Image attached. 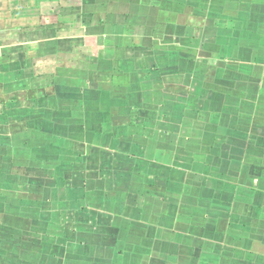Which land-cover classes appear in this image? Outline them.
Here are the masks:
<instances>
[{
    "label": "crops",
    "instance_id": "0c3cea01",
    "mask_svg": "<svg viewBox=\"0 0 264 264\" xmlns=\"http://www.w3.org/2000/svg\"><path fill=\"white\" fill-rule=\"evenodd\" d=\"M0 264H264V0H0Z\"/></svg>",
    "mask_w": 264,
    "mask_h": 264
},
{
    "label": "trees",
    "instance_id": "16d2710c",
    "mask_svg": "<svg viewBox=\"0 0 264 264\" xmlns=\"http://www.w3.org/2000/svg\"><path fill=\"white\" fill-rule=\"evenodd\" d=\"M20 178H21V177L18 178V182H16V184L19 183ZM25 183L27 184L28 182L25 181ZM26 184H25V185H26ZM19 185L21 186V184H19ZM19 185H18V186H17V185H14V187H15L16 189H19ZM5 187H8V186H5Z\"/></svg>",
    "mask_w": 264,
    "mask_h": 264
},
{
    "label": "rangeland",
    "instance_id": "374dc122",
    "mask_svg": "<svg viewBox=\"0 0 264 264\" xmlns=\"http://www.w3.org/2000/svg\"><path fill=\"white\" fill-rule=\"evenodd\" d=\"M57 73V72H56Z\"/></svg>",
    "mask_w": 264,
    "mask_h": 264
}]
</instances>
